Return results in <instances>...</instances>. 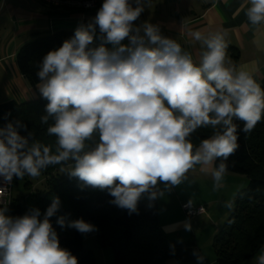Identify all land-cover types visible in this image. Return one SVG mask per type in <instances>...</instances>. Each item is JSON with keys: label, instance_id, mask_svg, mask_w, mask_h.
<instances>
[{"label": "clouds", "instance_id": "9594fccd", "mask_svg": "<svg viewBox=\"0 0 264 264\" xmlns=\"http://www.w3.org/2000/svg\"><path fill=\"white\" fill-rule=\"evenodd\" d=\"M134 3L103 0L91 21L43 57L36 88L47 104L40 122L55 144L35 140L30 132L21 135L27 126L20 121L0 127L4 184L63 165L62 173L106 191L129 214H138L143 196L155 201L191 183L197 166L211 175L214 190L222 187L226 162L239 147L234 121L243 123L246 134L254 130L264 119V88L227 58L223 33L189 32L204 48L196 63L158 24L136 25L144 4ZM245 15L253 28L264 25V0H248ZM201 128L212 134L194 145L191 137ZM60 206L54 197L43 219L39 209L12 217L0 207V264H78L60 246L50 221ZM225 207L231 210L233 202ZM56 222L81 234L97 230L83 218L66 222L59 216ZM183 226L191 231L189 222ZM194 255L203 264L205 257ZM254 260L264 264V249Z\"/></svg>", "mask_w": 264, "mask_h": 264}, {"label": "trees", "instance_id": "16d2710c", "mask_svg": "<svg viewBox=\"0 0 264 264\" xmlns=\"http://www.w3.org/2000/svg\"><path fill=\"white\" fill-rule=\"evenodd\" d=\"M73 35L74 31L65 29L39 33L18 49V68L31 85L39 82L37 72L43 57ZM261 87L264 88V81ZM46 104L41 97L0 103V127L20 121L27 126V130H20L21 135L30 132L35 140L54 145L55 137H49L46 132L48 125L40 122V117L46 114ZM234 122L238 124L239 147L226 162L227 172L246 176L249 182L239 192L233 212L213 239L217 264H243L264 246V119L247 134L241 130V121ZM211 134V128H201L191 140L198 145ZM61 167L63 165H50L42 170L45 176L43 189L32 191L31 203L14 199L9 207L12 217L39 209L40 219H43L52 199L59 197L60 209L50 221L60 246L76 256L78 264H96L93 250L85 246L83 234L74 228L59 226L56 222L59 216H65L66 222L83 218L96 224L99 244L111 248L114 254L113 261L105 264H168L176 248L160 225L158 199L149 201L146 195L143 196L138 203V214H129L126 209L112 204L113 198L106 191L83 186L78 179L62 173Z\"/></svg>", "mask_w": 264, "mask_h": 264}, {"label": "crops", "instance_id": "0c3cea01", "mask_svg": "<svg viewBox=\"0 0 264 264\" xmlns=\"http://www.w3.org/2000/svg\"><path fill=\"white\" fill-rule=\"evenodd\" d=\"M102 3L99 0L94 10L78 11L52 7L39 0H0V103L41 97L36 85H31L18 68L17 52L23 44L39 33L75 31L79 24L91 21ZM142 3L144 11L136 25L145 21L158 24L162 34L179 43L196 63L204 48L189 32L201 31L203 35L221 32L232 64L252 72L260 85L264 81V25L253 28L248 22L245 15L248 0H142ZM98 44L96 40L93 46ZM199 167L189 174L191 183L185 182L158 198L160 225L176 248L168 264H198L194 251L205 257L203 264H217L213 239L233 212L239 192L249 182L246 176L227 172L222 187L214 190L211 175L200 172ZM190 201L197 208L203 207L204 212L187 215L183 204ZM229 201L233 202L231 210L225 207ZM185 222L191 224V231L185 230ZM259 252L243 264H255Z\"/></svg>", "mask_w": 264, "mask_h": 264}, {"label": "rangeland", "instance_id": "374dc122", "mask_svg": "<svg viewBox=\"0 0 264 264\" xmlns=\"http://www.w3.org/2000/svg\"><path fill=\"white\" fill-rule=\"evenodd\" d=\"M109 47V46H108ZM45 176L41 173L39 177H29L25 175L23 179L15 178L13 186V197L15 200L27 201L31 203L30 195L32 191L37 189H43ZM246 187V186H245ZM6 215L12 216L11 208L6 207ZM96 226L95 223H91ZM97 229V226H96ZM84 244L86 247L93 249L94 256L96 259V264H105L107 262L113 261L114 254L111 248H103L99 244L97 239V230L91 233L83 234Z\"/></svg>", "mask_w": 264, "mask_h": 264}, {"label": "built area", "instance_id": "2783aa9c", "mask_svg": "<svg viewBox=\"0 0 264 264\" xmlns=\"http://www.w3.org/2000/svg\"><path fill=\"white\" fill-rule=\"evenodd\" d=\"M46 5L65 8L68 10H78V11H91L98 7L99 0H39ZM15 177L9 184H4L2 178H0V207H10L14 203L13 197V186ZM183 209L187 215H195L204 212L203 207H195L191 202H186L183 204Z\"/></svg>", "mask_w": 264, "mask_h": 264}]
</instances>
